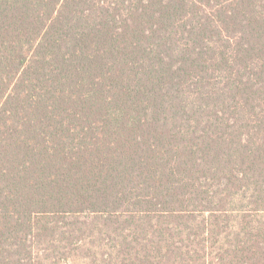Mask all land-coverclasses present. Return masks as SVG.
I'll return each instance as SVG.
<instances>
[{"label":"trees","instance_id":"obj_1","mask_svg":"<svg viewBox=\"0 0 264 264\" xmlns=\"http://www.w3.org/2000/svg\"><path fill=\"white\" fill-rule=\"evenodd\" d=\"M0 264H264V0H0Z\"/></svg>","mask_w":264,"mask_h":264}]
</instances>
